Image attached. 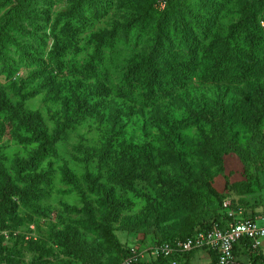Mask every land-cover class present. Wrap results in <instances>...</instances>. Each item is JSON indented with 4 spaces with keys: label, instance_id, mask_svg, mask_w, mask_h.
<instances>
[{
    "label": "rangeland",
    "instance_id": "rangeland-1",
    "mask_svg": "<svg viewBox=\"0 0 264 264\" xmlns=\"http://www.w3.org/2000/svg\"><path fill=\"white\" fill-rule=\"evenodd\" d=\"M263 20L264 0H0V264L147 261L224 202L264 213Z\"/></svg>",
    "mask_w": 264,
    "mask_h": 264
},
{
    "label": "built area",
    "instance_id": "built-area-1",
    "mask_svg": "<svg viewBox=\"0 0 264 264\" xmlns=\"http://www.w3.org/2000/svg\"><path fill=\"white\" fill-rule=\"evenodd\" d=\"M262 24L264 25V20ZM224 207L228 222L213 223L210 228L198 229L186 239L156 244L148 251L147 261L163 257L169 259L171 264H177V257L193 250L207 249L217 254L214 264H229L235 259V243L242 238L250 239L254 250L260 249L264 239V213H245L228 202H224ZM139 261H144L142 254L133 253L123 264H137Z\"/></svg>",
    "mask_w": 264,
    "mask_h": 264
},
{
    "label": "trees",
    "instance_id": "trees-1",
    "mask_svg": "<svg viewBox=\"0 0 264 264\" xmlns=\"http://www.w3.org/2000/svg\"><path fill=\"white\" fill-rule=\"evenodd\" d=\"M206 119L209 120V121H213L214 118L213 116H211L210 114H206L205 115ZM10 181L8 180V183ZM5 202V208L4 210L7 211V212H12L13 211V207H12V204L10 202H8L7 200L4 201ZM223 211H224V219L223 220H218V219H214V220H211L209 222H206L205 224L203 225H200L199 228H196L192 231V233H190L189 235H186V236H183V237H178V238H175V239H172V240H163L161 242H158L157 244H160L164 241H175L177 239H186L188 237H191L193 236L198 229H205V228H210L211 225L213 223H220V224H225L226 222H228V218L225 214V207L223 206ZM260 249H257V250H254L251 246V241L250 239L248 238H242L240 240H238L236 243H235V247H234V255H235V259L233 261H231L229 264H244L242 262H236L237 260V256L238 254H251V260H252V263L253 264H264V255L259 251ZM193 251H197V250H193ZM193 251H190V252H187L185 253L184 255H182L181 257H177V260L179 259L180 262L183 261V259L188 255L190 254L191 252ZM211 255H212V262L210 264H214L216 259H217V254L213 251V250H209ZM133 254L129 255V256H132ZM128 256V257H129ZM137 264H171L169 259H166V258H163V257H158V258H155L151 261H139ZM179 264V262L177 263Z\"/></svg>",
    "mask_w": 264,
    "mask_h": 264
}]
</instances>
